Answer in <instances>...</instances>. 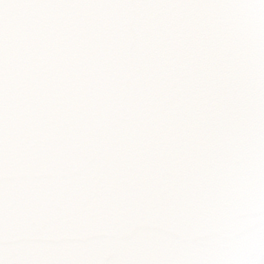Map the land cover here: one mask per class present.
<instances>
[{
  "label": "snow or ice",
  "instance_id": "6c2138e0",
  "mask_svg": "<svg viewBox=\"0 0 264 264\" xmlns=\"http://www.w3.org/2000/svg\"><path fill=\"white\" fill-rule=\"evenodd\" d=\"M0 264H264V0H0Z\"/></svg>",
  "mask_w": 264,
  "mask_h": 264
}]
</instances>
